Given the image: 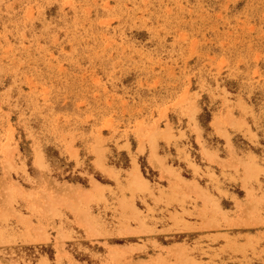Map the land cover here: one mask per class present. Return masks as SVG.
<instances>
[{
  "label": "rangeland",
  "instance_id": "obj_1",
  "mask_svg": "<svg viewBox=\"0 0 264 264\" xmlns=\"http://www.w3.org/2000/svg\"><path fill=\"white\" fill-rule=\"evenodd\" d=\"M0 264H264V0H0Z\"/></svg>",
  "mask_w": 264,
  "mask_h": 264
},
{
  "label": "crops",
  "instance_id": "obj_2",
  "mask_svg": "<svg viewBox=\"0 0 264 264\" xmlns=\"http://www.w3.org/2000/svg\"><path fill=\"white\" fill-rule=\"evenodd\" d=\"M179 166H180V167H181V168H182L187 174H189V175L191 176V171L188 170V169L186 168L185 164H183V163H179ZM200 166L204 167V165H200ZM211 169L214 170L215 174H216V175L219 177V179L221 180V182H222V184H223L222 189L228 190L229 193H233V192H230V189H233L232 185L226 183V181H225L226 179H224V178L222 177L223 172H222L221 170H219L217 167H215V168H211ZM202 170H204V169H202ZM204 171H205V170H204ZM225 173L230 174V172H227V170L225 171ZM204 183H207V179L204 180ZM237 186H238V185H237ZM211 189H212V188H211ZM233 194H234V193H233ZM221 198H222V197H220V199H221ZM220 204H221V201H220Z\"/></svg>",
  "mask_w": 264,
  "mask_h": 264
}]
</instances>
